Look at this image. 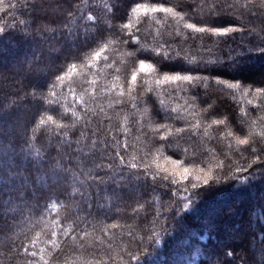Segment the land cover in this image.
I'll return each mask as SVG.
<instances>
[{
    "label": "trees",
    "instance_id": "16d2710c",
    "mask_svg": "<svg viewBox=\"0 0 264 264\" xmlns=\"http://www.w3.org/2000/svg\"><path fill=\"white\" fill-rule=\"evenodd\" d=\"M256 88L264 0H0V264H264Z\"/></svg>",
    "mask_w": 264,
    "mask_h": 264
},
{
    "label": "snow or ice",
    "instance_id": "6c2138e0",
    "mask_svg": "<svg viewBox=\"0 0 264 264\" xmlns=\"http://www.w3.org/2000/svg\"><path fill=\"white\" fill-rule=\"evenodd\" d=\"M142 6L141 5H137L135 9H133V11H137L141 8ZM153 11H156L157 9L153 8L152 9ZM160 11H166V12H172V9L168 8V9H160ZM187 28H195V26L193 24H186L185 25ZM125 27H128V25H125ZM195 31L196 32H210L212 35H215V36H219V37H223V36H226L228 35L229 33H232L234 31H237V29H234V28H223V29H220V28H195ZM97 56L99 55V53L96 54ZM141 70L145 69V64L143 62H141ZM148 68H150L151 66L148 65L147 66ZM133 79H135V76H133ZM192 78L189 77V76H172V77H168V76H165L164 77V80H183V81H190ZM218 83H225L224 81H218ZM227 87L228 88H239L240 85H237V84H227ZM256 93H264V89H261V88H256ZM50 119V118H49ZM43 123V121H42ZM219 123H222V121H220ZM240 144H245L246 141L244 140H240L239 141ZM261 152H264V149H261ZM264 158V157H262ZM254 162V161H252ZM175 163V162H173ZM187 169H185V173H187ZM186 178V177H185ZM210 179V176L206 173L205 176H204V183H206L208 180Z\"/></svg>",
    "mask_w": 264,
    "mask_h": 264
},
{
    "label": "rangeland",
    "instance_id": "374dc122",
    "mask_svg": "<svg viewBox=\"0 0 264 264\" xmlns=\"http://www.w3.org/2000/svg\"><path fill=\"white\" fill-rule=\"evenodd\" d=\"M162 164H164V167L169 171H173L178 174H184V171L176 168L175 164H173L172 162H167V163H162Z\"/></svg>",
    "mask_w": 264,
    "mask_h": 264
}]
</instances>
